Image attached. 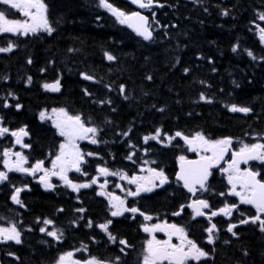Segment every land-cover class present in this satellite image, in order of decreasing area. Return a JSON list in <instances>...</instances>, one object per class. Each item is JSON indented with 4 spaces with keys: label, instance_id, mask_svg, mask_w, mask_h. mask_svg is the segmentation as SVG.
Listing matches in <instances>:
<instances>
[{
    "label": "trees",
    "instance_id": "obj_1",
    "mask_svg": "<svg viewBox=\"0 0 264 264\" xmlns=\"http://www.w3.org/2000/svg\"><path fill=\"white\" fill-rule=\"evenodd\" d=\"M156 1L163 8L156 11L154 20L159 23L153 22L155 39L151 42L120 24L99 6V0H45L54 28L51 35L0 33V47H8L9 42L14 45L11 52L0 53V122L10 131H28L33 158L44 157L59 146L56 131L39 117L42 111L61 108L80 115L86 126L100 129L99 145L88 147L99 165L122 172L131 167L130 155L137 165L150 154L172 181L181 154L176 148L144 143V137L157 130L169 137L176 132L189 138L202 133L210 140L264 136V47L255 27L264 13V0ZM109 2L134 12L126 0ZM6 9L0 3V10ZM225 11L228 15L222 14ZM6 15L17 19L10 10ZM237 45V51H232ZM106 54L116 59L109 61ZM83 74L93 79L86 80ZM57 80L60 91L44 89V84ZM202 93L210 103L200 99ZM232 105L251 111L232 112ZM22 185L15 178L0 196V220L4 221L0 225L16 224L23 234L20 245L0 246L2 264H52L53 255L62 253L63 246L40 228L59 208L58 203L40 193L24 197L23 206H16L10 197ZM211 189L220 192L222 188L213 184ZM182 195V190L171 185L165 193L137 202L136 207L145 215L159 216L175 208ZM88 209L91 227L87 225L83 242L96 256L98 207L89 202ZM137 222L129 228L132 238L141 237ZM82 230L71 229V245L82 243L76 239ZM127 231L122 228L123 233ZM203 247L210 257L199 264H264V231L257 227L239 228L233 239L217 228L215 243Z\"/></svg>",
    "mask_w": 264,
    "mask_h": 264
},
{
    "label": "snow or ice",
    "instance_id": "obj_2",
    "mask_svg": "<svg viewBox=\"0 0 264 264\" xmlns=\"http://www.w3.org/2000/svg\"><path fill=\"white\" fill-rule=\"evenodd\" d=\"M133 4H136L141 9H151L156 2V0H131ZM0 3L3 5L9 6V9L0 10V33H12L15 35H24L27 36L30 33L35 35L40 32H45L49 35L54 31V28L48 21L47 18V5L44 3V0H0ZM99 6L106 9L115 19L122 25H127L131 28L138 36L142 37L144 40L151 41L153 39V30L151 28V23L149 17L142 15L139 11L127 13L122 11L120 8L115 7L109 0H99ZM163 7V5H159ZM16 10L22 14L24 19H9L6 15V11ZM223 15H228V12L225 11ZM260 20H264V13L260 14ZM153 22L159 23L154 20ZM260 38L264 40V28L260 29ZM14 45L9 42L8 47H0V53L11 52ZM238 45L233 47L232 51H237ZM248 56L252 59H256L251 51H248ZM109 61L115 60L116 58L110 54H106ZM32 61L29 60L28 63ZM188 69H185L187 72ZM84 79L92 80L93 77L87 74H83ZM151 80V76L147 77ZM28 82L31 83V77L28 78ZM203 83V81H201ZM239 86V85H237ZM45 90L52 92L60 91V82L57 80L55 83L44 84ZM121 94L124 93V86H120ZM128 99L127 96L124 97ZM201 100L206 102H211L204 96L202 93L200 96ZM105 103V101H101ZM106 103H111V101H106ZM8 105L5 104V107ZM21 105L17 104L16 108L19 109ZM232 112H243L248 113L251 109L247 107H238L232 105L229 108ZM115 111V109H113ZM159 111H164L163 108ZM55 119L53 124L58 130V133L61 137L65 138V142L59 145L58 154L55 155L54 159L51 161V168L44 167V161H37L31 167H24V164L28 162L27 157L24 156L21 152H13L11 149L3 151V156L6 157L4 160V165L7 168V171H0V184L8 180L9 172H21L27 175L36 176L38 172L43 173L40 176V182L43 184L45 189H53L54 185L50 183V178L52 176L59 177L64 181L65 185L72 188L73 191H79L81 188H89L92 184L97 183L96 179H93L91 183H74L68 178L69 171L81 172V165L86 163L85 155L92 156L94 155L91 152L83 153L77 141L79 140H88L91 139L92 144H98L100 141L96 139L99 134L100 129L95 126H86L84 120H82L80 115H70L65 109H53L52 110ZM40 120H52V116L47 114V111H42L40 113ZM110 123V121H109ZM9 129L2 126L0 122V137L9 134ZM11 136L15 137V143L21 145L24 148H30L31 145L23 143V137L29 135L25 128H21L18 131H11ZM127 135V133H124ZM160 137V131L157 130L155 135L144 137L145 143L148 140H158ZM176 137H181L189 146L190 150L193 152L200 151L202 153H210L211 155L202 154L199 160H187L186 157L180 156L181 166L180 172L177 175V182L182 181L183 187L187 189L189 193L193 196L196 195L198 191L206 192L209 191L207 186V181L212 175L211 169L213 167H218L220 162L224 160V157L231 150L232 139L223 138L217 140H210L206 138L202 133H196L194 136L189 138L184 136L181 132H176L175 136L168 137V142L170 143ZM15 156L17 159L13 162L11 160L12 156ZM134 155V153H133ZM131 155L128 159H131ZM258 160L264 162V144L254 143V144H244L241 143V147L238 151L232 152V158L230 163H228L227 168L222 169L223 172L228 174L227 179L228 183L231 185V195L239 197L240 204L251 205L256 209V215L248 217L246 219H241L240 224L258 222L260 230L264 231V219H262V214H264V181L257 179L259 176L258 172L252 171L251 169L240 168V165L247 164L249 161ZM147 163V161H145ZM99 172L103 176H115L119 175L121 179H127L129 184L136 185L135 191L132 189L127 190V196L136 197L139 196L142 192L150 193L156 187H162L165 183L168 182V178L163 172V170H156L154 168H149V176L139 177L133 176L129 178L126 173L122 172H112L107 168H99ZM87 175V173H84ZM159 182L158 184L156 182ZM107 181L104 185H101V188L105 187ZM237 186L240 187V191H237ZM27 186H25L26 188ZM25 188L17 187L15 188L14 194L11 196V200L17 204L21 205L22 201L20 200V193L25 190ZM104 195L103 192L100 193ZM224 195V193H220ZM110 201L112 202V208L115 210L111 212L112 217L122 216L125 212L137 213L139 212L145 220H151L152 217L145 215L143 212H140L138 208L125 207V200L121 199L118 196H111ZM188 207L193 208L195 216H205L208 215L203 211V209H209L211 206L207 200L197 199L193 200ZM238 208V205L225 204V207L219 209L218 211H212L208 215V219L211 220V217L217 216L218 214H223L225 216H231L232 212ZM60 211H63L62 209ZM78 211L83 212L84 209H78ZM183 211L181 210L174 213V215H180ZM243 215V214H241ZM195 218V217H193ZM39 222V221H38ZM52 220H45L44 224L51 225ZM112 221L108 220L106 223L100 224L99 227L105 233H107L109 239L112 242H116V237L109 232V225ZM89 227H91V222H89ZM237 227L236 224H232L227 230L232 233L233 236H236L237 233L233 231ZM216 230V225L212 224L206 229L208 233V243H215L213 232ZM40 231L46 233L48 236L53 237L55 240L59 241L62 238V231H48L47 228L41 227ZM143 231L146 233L153 234L152 238L147 240L146 248L144 249V254L142 258V264H188L189 261L199 262L202 258L207 259L210 257V253L204 251L191 239L188 238L187 232L183 227L177 226L175 224L168 225L166 222L164 224H155L149 227L148 225L143 226ZM167 232L168 239L166 240H157L154 233L155 232ZM176 236L179 239L178 244L172 243V237ZM14 241L16 244L21 243V231L17 228L16 224H12L10 227L0 226V242ZM120 244L129 246L127 241L120 240ZM121 252H124V249H120ZM246 254V253H245ZM72 253H66L64 256L59 257L58 264H66V261L70 264H79V261H71ZM120 258L117 257L118 261ZM86 264H105L103 261H99L96 258H92L86 262ZM115 264V262H113Z\"/></svg>",
    "mask_w": 264,
    "mask_h": 264
},
{
    "label": "flooded vegetation",
    "instance_id": "obj_3",
    "mask_svg": "<svg viewBox=\"0 0 264 264\" xmlns=\"http://www.w3.org/2000/svg\"><path fill=\"white\" fill-rule=\"evenodd\" d=\"M250 140L247 141V140ZM81 140L77 141L78 146L80 147V150L83 151V143L80 142ZM245 144H254V143H260L264 144V136L261 138H257L251 141L250 136L247 135L245 137ZM11 147L15 148V152H21L24 156L27 157L28 162L24 164V167H31L33 166L37 161H44V167L51 168V161L54 159L55 155L58 154V151H50V156H44L38 158L36 156L33 158L34 155L32 153L34 152L33 146L30 148H24L22 146H15L13 142L10 140H7L2 144L0 143V154L1 152L10 149ZM236 151V147L231 145V150L227 154L226 161L223 165V167L214 172L212 179H211V186L215 184L219 188H222L221 190H224L222 193L224 195H219V201L217 204L213 203L212 197L210 195V187L209 191L201 192L199 198L203 200H207L210 204V208L207 209V214L210 215L212 211H218L217 208H223L225 207V204L232 205L236 204L238 205V208L235 209L232 212V215L225 216L222 213L218 214L217 216L211 217V222H217V221H223L230 227L232 225L233 220L235 223H239L241 219H246L248 217L256 215V209L247 204H240L239 197L231 195V185L228 183V179L226 177V174L222 173V169L227 168L228 163L231 161L232 152ZM1 156V155H0ZM17 158L13 155L11 157V160L14 162ZM86 160V159H85ZM2 161V157H1ZM0 161V171H5L3 167V163ZM86 163H83L81 165L82 171L76 172L71 171L69 175V179L72 180L74 183L81 184V183H88V172ZM240 168L242 170L244 169H251L252 171L258 172L259 176L257 179H260L264 181V162L258 161V160H252L249 161L247 164H241ZM84 173H87V175H84ZM43 173L38 172L36 176L27 175L21 172H9L8 173V180L5 181V185L0 187V196L5 192V188H7V182L14 183V177H18V180H20L23 185L20 188H25L24 191L20 193V200L23 203L24 197H36L38 194H45L48 195L54 202V204L58 203V209L53 211V214L50 215L49 220H52L53 223L51 225H46L43 222L44 226H47L48 231H62L63 235L62 238L57 241L53 237H49L53 242H56L59 244V246H63L62 253L60 254H54V261L52 264H58L59 257L64 256L66 253L71 252L73 255L70 258L71 261H79V264H86L88 261V251L91 249L87 245L86 242H83L86 239V227L88 225V205L89 202L91 205H97V215L96 216V223L98 224V229L101 231L97 232V234H102L99 238V241L96 242V256L98 260L105 262V264H142V258H143V252L142 254H139L140 252H136L137 248L135 245L136 240L144 242V239L146 240L147 237H138V238H132V233L129 232L130 226H134V221L136 217H139V212L137 213H131V212H125L122 216L112 217L111 212L114 211L112 208V202L110 200L106 199L105 191L107 190V194L111 193V196H118L122 194V199L125 200V207L132 208L135 207L136 202L139 201L143 197V192L136 197L127 196V190L132 189L134 191L136 185L129 184L127 179H121L119 175H109L104 178L103 175H99L98 178L96 177L97 183L95 187H89V188H81L78 192L73 191L72 188L65 185L64 181H62L57 176H52L50 178V183L54 185L53 189H45L43 184L40 182V176H42ZM127 176L129 178L135 176L134 174L127 173ZM108 178V179H107ZM107 179V180H106ZM126 180V181H125ZM105 181H107V184L105 187L101 188V185L105 184ZM218 181V182H217ZM168 183V182H167ZM165 183L162 187H156L154 190L150 193H145L144 198L150 196V198L154 195L165 193L168 190V185ZM121 188H124L123 190H120ZM237 191H240V187L237 186ZM15 189L13 190L12 195L14 194ZM103 192L104 195H101L100 193ZM11 195V196H12ZM143 198V199H144ZM11 200V197H10ZM13 202V201H11ZM183 199L180 198L178 205L169 210V211H163L160 214V221L161 224H164L165 222L168 225L175 224L177 226L183 227L184 229L187 228V225L190 223L199 222L198 219H196L194 213L190 210V208L187 206L189 203L188 197L184 200V203L182 204ZM14 203V202H13ZM15 204V203H14ZM16 206H19L15 204ZM22 207V206H21ZM181 207H183V211L180 215H174V213L181 210ZM24 209L26 207H23ZM84 209L83 212L78 211V209ZM63 211H60V210ZM243 214V215H241ZM207 215V216H208ZM195 217V218H193ZM262 219H264V214H262ZM108 220H111L112 223L109 225V232L112 233L116 237V242H112L107 233H105L102 229H100L99 225L106 223ZM155 220V219H154ZM59 222V223H58ZM142 224L137 227L139 230V233L143 232V226L146 225V223H155L153 220H145L142 216ZM252 225H257L259 227L258 222L256 224L248 223ZM63 228H62V226ZM151 227V226H149ZM83 228L81 231V236L77 237L76 239L82 241V243L78 244H70V231L71 229H78ZM122 228H127L128 231L126 233L122 232ZM188 238L193 240L195 243L197 238L191 235L188 230H186ZM150 234V233H149ZM155 234V233H154ZM145 235V234H144ZM147 235V234H146ZM153 235V234H152ZM150 234V236L152 237ZM144 238V239H143ZM120 240L127 241V244L129 246H125L119 243ZM132 241V242H131ZM3 244H7L6 242H2L0 246H3ZM56 244V245H57ZM54 246L51 248L50 253L52 254ZM62 248V247H61ZM123 248L124 252H121L120 249ZM119 257L120 259L117 261L116 258ZM141 260V261H140ZM137 261H140L137 263ZM0 262H2V259H0ZM66 264H70V262L66 261ZM167 264V262H165Z\"/></svg>",
    "mask_w": 264,
    "mask_h": 264
},
{
    "label": "rangeland",
    "instance_id": "obj_4",
    "mask_svg": "<svg viewBox=\"0 0 264 264\" xmlns=\"http://www.w3.org/2000/svg\"><path fill=\"white\" fill-rule=\"evenodd\" d=\"M133 4V3H132ZM12 10H14V9H12ZM16 11V10H15ZM18 12V11H17ZM20 19L22 20V19H24V17L22 16V14L20 15ZM257 29H258V34L260 33V29L261 28H264V20H260L259 19V17H258V23L256 24V26H255ZM9 34H12V33H9ZM260 35H261V33H260ZM260 35H259V38H260ZM261 42L264 44V40H261ZM47 114L49 115V116H52V120H44V122H47V123H49L52 127H54L55 128V126H54V124H53V120L55 119V116L53 115V113H52V111L51 112H47ZM55 130L56 131H58L56 128H55ZM59 134V133H58ZM10 137V139L12 140V141H14L15 140V137H13V136H11V134L9 133V134H6L5 136H3V137H0V140H2V141H7L8 139H6V138H9ZM168 137H165V136H163V135H161L160 134V137H159V139L158 140H148V142L147 143H149V142H155V144H157V145H160V146H171L175 141H177L178 139H174V140H172L170 143L168 142V139H167ZM6 139V140H5ZM62 139L64 140L63 141V143L65 142V138L64 137H62ZM245 141V140H244ZM244 141H241V142H238V144H237V146H236V150L238 151L239 150V148L241 147V143H244L245 144V142ZM247 141H249L250 142V140L248 139ZM81 143H83V145L84 144H88V145H95V144H92L91 143V139H88V140H81L80 141ZM183 145H182V148L185 150V155H183V156H195V157H200L202 154H204V155H211L210 153H202V152H200V151H196V152H193V151H191L190 150V148H189V146H188V144L185 142V141H183ZM234 143L232 142V145H233ZM80 148V147H79ZM13 152H15L14 151V149L15 148H13V147H11L10 148ZM179 152H180V154H182L183 153V151L182 150H180L179 149ZM1 157H2V163H3V167H4V169H5V171H7V168L5 167V165H4V160L6 159V157H4L3 156V152H1ZM145 164H147L150 168H154V167H152V162H147V163H145ZM155 167H157V165H155ZM147 168V169H146ZM148 167H143V169L139 172V177H145V176H149L150 175V173L148 172ZM155 169V168H154ZM157 170V169H156ZM70 172L71 171H69L68 172V177H69V175H70ZM222 173L223 174H226V177L228 176V174L226 173V172H223L222 171ZM99 175L101 176V174H100V172H99ZM102 177V176H101ZM104 178H105V176H104ZM108 179V178H107ZM106 179V180H107ZM126 181V180H125ZM157 184L159 183L158 181L156 182ZM135 189H136V187H135ZM135 189H134V191H135ZM144 193V192H143ZM110 195H111V193H108V195L107 196H105V198L106 199H108V200H110ZM111 202V201H110ZM114 209V208H113ZM115 210V209H114ZM206 220H208L209 221V219H206ZM146 225H148V226H152V225H155V223H146ZM147 234V236H148V238L145 240V244H144V246H143V249L141 250V252L139 253V254H142V252H143V254H144V249L146 248V242H147V240H149V239H151L152 237L149 235V233H146ZM152 235V234H151ZM155 237H156V239L157 240H166V239H168V236H167V232L165 231V232H159V231H157V232H155ZM172 243H174V244H178L179 243V239L176 237V236H173L172 237ZM142 254V255H143Z\"/></svg>",
    "mask_w": 264,
    "mask_h": 264
},
{
    "label": "water",
    "instance_id": "obj_5",
    "mask_svg": "<svg viewBox=\"0 0 264 264\" xmlns=\"http://www.w3.org/2000/svg\"><path fill=\"white\" fill-rule=\"evenodd\" d=\"M143 15V14H142ZM140 37V36H139ZM142 38V37H141ZM27 137V136H26ZM26 137H23V139L24 138H26ZM195 160H199V159H195ZM221 164H222V161L220 162V164H219V166L218 167H213L212 169H211V171L212 170H216V169H218L220 166H221ZM180 166H181V161H179V163H178V165H177V174H176V180H177V175H178V173L180 172ZM208 181H209V179H208ZM207 181V182H208ZM179 183H181L182 184V186H183V182L182 181H180ZM184 188V187H183ZM184 190L186 191V193L187 194H189L192 198H195L196 196H197V194H198V192L196 193V195L195 196H193L191 193H189L188 191H187V189L186 188H184ZM194 210V209H193ZM199 217H203V216H199Z\"/></svg>",
    "mask_w": 264,
    "mask_h": 264
}]
</instances>
